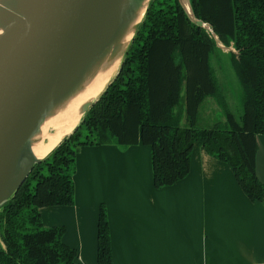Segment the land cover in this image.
Here are the masks:
<instances>
[{"label":"trees","instance_id":"obj_1","mask_svg":"<svg viewBox=\"0 0 264 264\" xmlns=\"http://www.w3.org/2000/svg\"><path fill=\"white\" fill-rule=\"evenodd\" d=\"M152 0L115 79L78 127L38 162L16 194L0 206V264H76L65 226L46 227L41 208L75 202L76 155L83 145L143 142L151 146L155 186L185 178L196 143L233 170L245 194L264 203L256 171L264 134V0ZM218 42L233 47L232 65L243 88L237 117L222 95L211 63ZM208 98L226 120L201 127ZM185 116V122L182 117ZM97 264H114L105 204L100 206Z\"/></svg>","mask_w":264,"mask_h":264},{"label":"crops","instance_id":"obj_2","mask_svg":"<svg viewBox=\"0 0 264 264\" xmlns=\"http://www.w3.org/2000/svg\"><path fill=\"white\" fill-rule=\"evenodd\" d=\"M258 143L264 182V134ZM74 182V204L45 206L41 215L47 227H66L76 264H97L102 204L114 264H264V203L252 201L231 167L198 143L189 174L162 188L154 183L150 145H83Z\"/></svg>","mask_w":264,"mask_h":264},{"label":"water","instance_id":"obj_3","mask_svg":"<svg viewBox=\"0 0 264 264\" xmlns=\"http://www.w3.org/2000/svg\"><path fill=\"white\" fill-rule=\"evenodd\" d=\"M15 1L16 10L0 6V23L9 26V32L0 44V206L16 194L35 165L78 127L90 106L115 79L152 2L149 0L113 78L101 94L85 106L73 131L66 134L46 157L36 159L27 139L29 131L69 63L81 32L93 19L100 20L105 16L103 4L111 0ZM139 2L125 6L119 12L124 20L120 26L133 20ZM180 2L192 21L211 29L195 16L190 0Z\"/></svg>","mask_w":264,"mask_h":264},{"label":"bare ground","instance_id":"obj_4","mask_svg":"<svg viewBox=\"0 0 264 264\" xmlns=\"http://www.w3.org/2000/svg\"><path fill=\"white\" fill-rule=\"evenodd\" d=\"M138 2L133 20L120 26L124 20L119 12ZM148 3L149 0H111L103 4L105 16L100 20L93 19L83 29L69 63L27 136L36 159L46 157L66 134L73 131L85 106L96 99L113 78ZM0 6L16 10V1L0 0ZM8 32L9 26L0 23V40Z\"/></svg>","mask_w":264,"mask_h":264},{"label":"rangeland","instance_id":"obj_5","mask_svg":"<svg viewBox=\"0 0 264 264\" xmlns=\"http://www.w3.org/2000/svg\"><path fill=\"white\" fill-rule=\"evenodd\" d=\"M0 40V44H1ZM235 49L227 47L218 42L217 50L211 57V63L216 71L219 80L222 95L228 101L231 111L240 117L242 114L243 88L237 77V74L232 65V53ZM214 98H208L201 108V127H211L219 120L225 121L226 116L222 103H217ZM219 102V101H218ZM185 116L182 117V122H185ZM45 226V225H44ZM47 227V226H46ZM0 244L2 245V236L0 233Z\"/></svg>","mask_w":264,"mask_h":264}]
</instances>
